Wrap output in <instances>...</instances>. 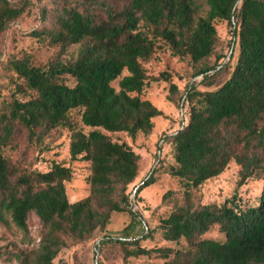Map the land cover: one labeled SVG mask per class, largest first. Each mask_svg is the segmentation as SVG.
<instances>
[{
  "label": "trees",
  "instance_id": "16d2710c",
  "mask_svg": "<svg viewBox=\"0 0 264 264\" xmlns=\"http://www.w3.org/2000/svg\"><path fill=\"white\" fill-rule=\"evenodd\" d=\"M31 4L0 0V35ZM216 19L230 26V54ZM39 20L28 35L56 47L58 57L40 65L26 52L4 55L13 90L0 100V223L25 232L31 213L41 223L37 247L13 252L17 264H53L65 238L103 230L114 211L129 212L125 231L132 219L143 220L127 190L138 176L140 156L111 133L133 140L151 132L153 118L165 117L144 96L150 82L142 60L151 57L157 38L179 51L183 29L189 31L183 47L195 80L181 94L169 84L166 99L182 105L183 120L166 136L172 162L165 168L182 201L153 227L143 220V236L103 234L98 246L119 245L124 259L154 254L162 259L158 264H264V0H39ZM73 44L76 55L62 60ZM75 108L89 129L72 128L67 148L70 160L88 163V193L70 201V166L52 160L44 171L20 168L5 148L21 130L28 147L48 150L44 138ZM230 161L238 165L237 187L261 179L254 201L235 193L218 204L196 203L192 190ZM158 166L141 178L135 196L154 181ZM153 231L167 244L140 245Z\"/></svg>",
  "mask_w": 264,
  "mask_h": 264
},
{
  "label": "rangeland",
  "instance_id": "374dc122",
  "mask_svg": "<svg viewBox=\"0 0 264 264\" xmlns=\"http://www.w3.org/2000/svg\"><path fill=\"white\" fill-rule=\"evenodd\" d=\"M198 13H203V8ZM40 24L39 0H32L28 11L16 21V25L10 23L0 35V100L9 96L13 90L12 73L5 66L4 55L26 52L30 60L35 64L46 65L50 60L58 57L57 48L47 44L38 43L28 35V31ZM217 35L223 42V49L231 50L226 45L231 41L230 26L225 20L216 19L213 22ZM189 31L183 29L180 40V49L175 51L161 38L155 39L154 50L149 59L142 60L146 70L147 79L150 84L145 89L144 96L155 106L163 111L165 117L153 118V128L147 135L138 133L135 139H131L123 132L111 133L116 141H125L139 154L138 176L127 187L129 204L133 210L139 212L143 220L149 226L157 224L158 219L165 215L172 206L180 204L182 192L178 188L176 178L169 175L165 168L172 162V147L166 140V136L175 130L183 120L182 105L178 107L166 99L169 84L175 83L179 88L177 94L183 92L186 84L195 80L191 73L194 69L189 54L184 51L183 43ZM236 48L234 55L236 54ZM77 44L67 48L60 57L66 61L76 55ZM125 73V71H124ZM67 82H71L67 78ZM116 87V80L113 81ZM72 128L87 131L89 128L82 124L80 111L71 109L60 126L44 138V144L49 149L38 152L33 147H28L25 133L19 131L14 143L5 148V153L20 168H36L46 170L50 162L57 161L72 169V178L66 182V192L70 201L78 200L88 193V163L82 160L72 161L69 159L67 148L69 132ZM154 181L144 187L135 196L133 189L141 178L151 172L154 165ZM238 165L230 161L225 169L217 176L205 180L194 188L193 199L196 203H221L233 194H239L244 200L253 202L260 192L261 179L251 178L240 187L236 186ZM170 190V194L163 198V194ZM130 214L126 211L112 212L110 219L103 230H94L93 233L84 238L67 237L60 245L59 251L53 260V264H158L162 261L156 255L131 256L124 259L123 249L119 245L98 246V241L103 234L118 236L128 234L129 236H143L145 227L143 220L138 217L132 219L128 231L124 227L130 221ZM41 232V223L35 214L31 213L27 220L25 232L17 230L12 224L0 223V264H17L13 255L16 251H33L37 245ZM127 232V233H126ZM212 236H217L213 231ZM140 245L145 247L158 246L163 243L161 238L153 231L150 236L140 240ZM133 245H127L132 248Z\"/></svg>",
  "mask_w": 264,
  "mask_h": 264
},
{
  "label": "water",
  "instance_id": "95a60500",
  "mask_svg": "<svg viewBox=\"0 0 264 264\" xmlns=\"http://www.w3.org/2000/svg\"><path fill=\"white\" fill-rule=\"evenodd\" d=\"M229 54H230V52H229ZM137 187H138V186H136V187L133 189V191H132V194H133V195L135 194V191H136Z\"/></svg>",
  "mask_w": 264,
  "mask_h": 264
}]
</instances>
